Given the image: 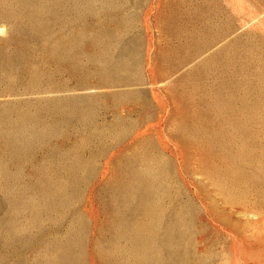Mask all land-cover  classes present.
Masks as SVG:
<instances>
[{
    "label": "rangeland",
    "instance_id": "obj_1",
    "mask_svg": "<svg viewBox=\"0 0 264 264\" xmlns=\"http://www.w3.org/2000/svg\"><path fill=\"white\" fill-rule=\"evenodd\" d=\"M263 253L264 0H0V264Z\"/></svg>",
    "mask_w": 264,
    "mask_h": 264
},
{
    "label": "bare ground",
    "instance_id": "obj_2",
    "mask_svg": "<svg viewBox=\"0 0 264 264\" xmlns=\"http://www.w3.org/2000/svg\"><path fill=\"white\" fill-rule=\"evenodd\" d=\"M249 44H250V43H249ZM238 243H239V242H238ZM242 244H243V243H242ZM234 247H235V246H234ZM238 248H240V247L238 246ZM235 249H236V248H235ZM250 249H251V248H250ZM232 251H233V250H232ZM235 251H236V250H235ZM246 251H247V250H246ZM246 251H245V252H246ZM257 251H258V250H257ZM238 252H239V250L236 251V254H238ZM245 252H244V253H245ZM254 252H255V251H254ZM254 252H253V253H254ZM262 252H263V251H262ZM233 253H234V252H232V254H233ZM242 253H243V251H242ZM247 253H248V252H247ZM255 253H256V252H255ZM263 254H264V253H263ZM238 255H241V256H242V254H238ZM243 255H244V254H243ZM254 255H255V254H254ZM244 257H245V255H244ZM246 257H247V256H246ZM249 257H250V256H249ZM251 257H252V256H251ZM234 258H235V257H234ZM234 258H233V259H234ZM238 258H239V256H238ZM238 258H237V260L240 259V258H239V259H238ZM241 258H242V257H241ZM247 258H248V257H247ZM255 258H256V257H255ZM242 260H243V262L245 261L243 258H242ZM251 260H253V259H251ZM246 261H247V260H246ZM246 261H245V263H246ZM233 262H234V261H233ZM260 262H261V261H260ZM262 262H263V260H262ZM238 263H239V262H238Z\"/></svg>",
    "mask_w": 264,
    "mask_h": 264
}]
</instances>
